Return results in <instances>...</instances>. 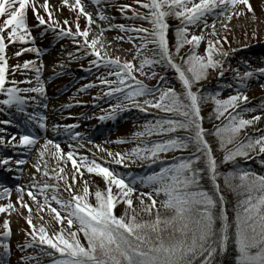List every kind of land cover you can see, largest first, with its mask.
I'll return each mask as SVG.
<instances>
[{"label":"snow or ice","instance_id":"snow-or-ice-1","mask_svg":"<svg viewBox=\"0 0 264 264\" xmlns=\"http://www.w3.org/2000/svg\"><path fill=\"white\" fill-rule=\"evenodd\" d=\"M67 3V0H61ZM93 4L101 5V0H91ZM146 13L132 15L146 21L148 26H133L125 28L119 24L115 27L121 31L135 32L140 43L133 44L136 55L140 57L138 63H134L136 56L120 60L119 57L109 56L107 51H101L103 45L97 47L99 38L93 36L88 38L89 29L81 30L79 23L74 21L75 31L68 27V21H63L65 27H60L55 17L49 11L48 0H44V16L38 14L37 5L34 0H0V94L4 99L0 104L14 106L15 110L24 113L29 123L35 122L40 129L46 127L45 118L40 113L28 114L25 112V104L34 97L21 95L20 93L38 92L43 93L44 85L40 81V66L33 60H24L22 64L11 65V72L15 73L17 68H32L35 72V79L38 82L36 87H17L20 83L15 79L8 80V60L5 55L6 47L13 42L32 41L34 37L31 28L36 25H29L27 12L31 9L35 21L39 25L47 24L52 30L59 28L57 37L69 36L72 43L78 45L74 51L87 56L91 54L94 59L88 61L90 66L97 68L103 65L105 68H115V71H108L105 76L96 78V82L104 86V94L109 97H119L117 103L108 105L110 111L101 115L99 119L114 118L118 110H123L127 105L139 107L142 111L148 108H156L171 115L164 118H157L155 122L148 121L144 124L142 131L133 132L132 137H144L163 134L164 138L158 140H139L130 150L113 153L108 149H102L97 145L98 151H104L111 162L125 165V161L139 159L155 163L161 161L158 170L152 171L144 176H133L128 174L126 180L118 171L111 169L106 164L98 163L96 158L89 160L87 155L74 153L72 146L69 150L62 152L58 143L45 138L43 150H40L41 157L51 145L54 151L50 155L54 160L66 158L71 162L72 172L69 176L63 169L49 172L47 163L41 168L38 159L32 167L41 172L42 175H54L57 180L64 181V190L69 193L67 200L56 196V183H40L41 208L45 205L48 211L53 214L56 225L65 221L68 228L59 227L49 235L44 225H34L31 219L29 204L24 202L21 196H17V202L28 215L24 216L31 231L26 230V235L32 237L26 241L24 248L32 247L35 244L48 245L54 251L41 249L40 255L52 257L59 254L58 258L51 259L48 264H215V257L224 253L229 246L234 245L236 252V264H264V174H257L254 171L245 170L233 163L227 171H221L218 164L232 162L236 156L249 157V153H264V135L255 139L247 137L240 139V130L259 115L245 119L235 113L239 107L238 101H244L247 97L237 91L224 99H219L218 93L211 94L202 92L198 82L205 79L209 69L217 70V76H222L224 60L220 57H227L226 52L220 45V39L209 40L205 43L203 52L197 54V46L204 41V29L211 27L206 23L209 14L223 16L227 13L231 19L232 8L243 5L235 13L240 16L245 11L252 12L253 8L249 0H134ZM104 5H101L103 7ZM131 5H122L120 11L129 9ZM72 8L78 10L85 19L92 23L89 12L84 10L80 0H75ZM218 10V11H214ZM95 15L100 19L107 17L97 8ZM175 18L178 26L175 28V43L169 45V22L168 18ZM214 23V21H213ZM203 25L200 34L190 29V25ZM108 28L113 25L109 24ZM103 31V30H101ZM212 35H216L213 28ZM255 36V32H253ZM82 37L83 40L77 39ZM124 39V37H119ZM131 41L132 37H128ZM227 43V38H222ZM110 43V41H109ZM153 46L152 51L145 55L141 50L147 45ZM188 48L184 50V46ZM25 48H20L14 55L19 56ZM31 51L39 55V49L29 47ZM72 59H76L71 52L66 53ZM247 64V61H245ZM156 65L174 70L176 79L181 85V91L173 87H149L137 78L140 76L155 77ZM146 67L151 70L145 71ZM236 71V70H233ZM254 71L264 73V67ZM253 75V71H245L237 83L243 85V80ZM106 77H115L108 79ZM27 83V79L24 81ZM7 85V86H6ZM134 85V86H133ZM89 81L84 87H91ZM264 86V85H262ZM137 97L143 99L137 100ZM211 99L215 105L213 111L216 119L228 109L223 122L214 126L212 133L218 142V148L223 150L222 159L218 161L213 153L209 141L205 138V129L202 126L201 104ZM147 106V107H146ZM244 111H250L244 108ZM10 123V121H2ZM57 126H53L54 130ZM75 125H64L67 130ZM182 130V135H178ZM73 133V139L79 136ZM37 137L31 134L13 133L8 137V143L20 146H32L36 143ZM117 143H125L124 140H117ZM5 143V137L0 136V145ZM231 144V148L226 145ZM191 148L187 156L172 157L171 163H163L165 157L161 153L170 151L183 152ZM78 156V160L74 159ZM10 156L0 157V166L6 170L11 169ZM15 164L24 163L23 160H15ZM127 167V165H125ZM83 168L84 171H81ZM84 172L97 174L102 177L103 188L95 186L90 192L89 179L84 177ZM77 174L80 175L82 189L74 190ZM35 176V172L32 173ZM211 184V190L202 186L204 179ZM219 178L223 179V185L237 195L238 199L234 205L233 215L230 219L226 208V201L221 192ZM137 182L141 186H147L149 191L141 192L136 196L139 206L133 204L132 193L135 191L132 185ZM18 192H26L30 199L36 201V195L27 186L15 185ZM33 188L36 187L34 183ZM51 188L53 195L47 196L45 190ZM9 188L0 189V196L9 195ZM94 197V203L89 202L88 197ZM147 197V202L145 201ZM159 198V199H158ZM50 201H55L59 209L53 207ZM123 202L124 210L120 215L115 214L114 208ZM11 201L0 205V211H11ZM167 214L162 215L161 211ZM61 211L65 215H61ZM145 213L149 217L143 218L140 214ZM73 224L78 227L73 228ZM0 231V264H8L10 251L9 241L11 229L8 219L2 222ZM83 234L82 243L79 234ZM19 247V245H17ZM21 260L34 261L33 255L22 256Z\"/></svg>","mask_w":264,"mask_h":264},{"label":"rangeland","instance_id":"rangeland-1","mask_svg":"<svg viewBox=\"0 0 264 264\" xmlns=\"http://www.w3.org/2000/svg\"><path fill=\"white\" fill-rule=\"evenodd\" d=\"M34 2L37 5L38 14L44 16L47 20V14L41 6L43 5L44 0H34ZM80 2L83 6L88 3L87 0H80ZM74 3L75 0H67V3H62L61 0H48L49 11L55 17L54 22H58L60 27H65L63 21L67 19V26L73 30V22L76 21L79 23L82 30L85 27L89 29V39L93 36L97 37V33L95 32V23L97 21L92 17L93 22L89 23L82 14H78L77 9L72 8ZM249 3L253 8L252 12L245 11L242 15L237 16L235 13L239 10V8L243 7V5H237L231 9L233 12L231 19H228L227 13L223 16H216L213 14L207 15L206 23L211 25V27L204 29L205 39L197 46V54L202 53L203 43L209 40L214 41L220 39V45L226 52H230L231 49L236 46H240L244 42H249L251 44L252 42H256L262 44L264 42V0H249ZM124 4H129L131 7L129 9H124L123 12H121L120 9ZM101 5H104L102 8H105L106 10H103V14L108 19V24L104 26L107 27L109 24L113 25L112 28H109L104 33L105 44L101 51L104 52L106 50L109 56L119 57L121 61L136 56L134 63H138L140 57L136 55L135 48L133 46L134 43L136 45L140 43L139 39L135 36L136 33L134 35L132 32L121 31L119 28L115 27V25L123 24L126 29L133 26L150 27V25H147L146 21L139 18V15L134 16V20L136 22L135 24H131L130 22L133 21H129L128 19L131 17L133 11L139 14L145 13L147 10L142 8L139 4H136L134 0H102ZM101 5L97 6L101 7ZM84 10L88 12L86 6H84ZM114 13L118 16H115L112 19L111 16H114ZM27 22L29 25H36L31 28V33L34 39L32 41L26 40L24 42H13L12 44L7 45L5 55L7 59L8 57L10 58V65L8 63V80L15 79L16 81H19L20 83L16 84L17 87L38 86V82L35 79V72L32 68L21 69L18 67L16 72L12 73L11 65L22 64L24 60H33L37 66H40L42 62L40 81H42L44 85L43 93L28 92L20 94L35 98L34 100H28L26 102L25 106L28 107V109L25 112L28 114H42L45 118L46 127L44 129H40L34 121L29 123L27 121V116L24 113L17 112L14 106H5L0 104V136L5 137V143L0 145V157L10 156L12 158V160L9 161L11 169L6 170L5 166H0V171L5 172L7 176L10 175L8 180L9 178H15V182L10 185H6L0 179V189L7 187L10 190L9 195L0 196V205L11 201L14 209L6 212L0 211V231L3 230L2 222L4 219H8L11 229L10 236L6 238L10 244V251L7 257L8 264L35 263L33 261L20 259L22 256L32 255L30 253L32 250L29 252L23 247L26 241L31 240V236L26 235V230L31 231V229H29V226L24 219V216L29 214L28 210L24 209L21 204L17 202V196H21L22 200L28 203L32 209V223L34 225H44L48 233H52V231L57 228V225L52 223L53 214L48 211L47 206L45 205L41 208L39 184L56 183L58 187L54 194L65 200L69 197V193L64 190V181L57 180L54 175H42L41 172H37L32 167L38 159L40 160L41 168H43L44 164L47 163V170L49 172L58 170L57 166H59V169H63V171L68 174L70 182L72 172L70 161H67L66 158L54 160L50 155V152L54 151L51 145L44 146L47 148V151H44L43 157L40 156L39 152L40 150H43L41 146L43 145L44 139L47 138L53 140L55 143H58L62 152L68 151L69 146L71 145L74 153L87 155L90 161L91 159L96 158L98 163L106 164V166L111 169L115 171L121 170L120 173L126 174L125 172L128 173L131 169H135V167H138L139 165L143 166L142 163H134L133 161L130 162L129 160H126L125 165H127V167H125V165L112 163L111 157H107V154L104 151H98L96 146L99 145L100 148L108 149L113 153L117 151L125 152L130 150L134 144L128 143L127 141L129 139L135 140L138 138L132 137L131 134L136 131H142L143 126L141 125L144 121H148V118L150 117L148 113L142 111L139 107L127 105V107H124L123 110H118L114 118H107L103 120L99 119L101 115H105L108 111H110L108 105L117 103L119 97H109L105 95L104 86L98 84L96 82V78L105 76L108 71H115L114 68H105L103 65L98 68L90 66L88 61L94 59L91 54L84 56L82 53L75 52L74 49L78 45H74L72 43L71 37L66 35L57 37L56 32L59 31V28L52 30L47 24H45V26L39 25L35 21L30 8L27 12ZM168 22V37L169 45L171 47L174 43V30L178 26V22L175 18L171 17L168 18ZM189 27L196 34H200V28L203 27V25H190ZM213 28L216 33L214 36L212 35ZM253 32H255V36H253ZM119 37H124V39H119ZM128 37H132V40L130 41ZM223 37L227 38V43L224 42L222 39ZM77 39L83 40L82 37H78ZM100 44L101 42H98L97 47H100ZM33 46L39 49V55L31 51H27L29 47ZM20 48H25V51L20 53L19 56L14 55V53ZM187 48L188 46H185L184 50ZM152 49L153 46L149 44L146 49H142L141 51L145 55H148ZM69 52H71L76 59H72L67 56L66 53ZM257 52L262 54L259 55L261 56L260 59L264 57V47L262 50L253 51L256 55L258 54ZM243 56L244 55L239 57L243 59ZM260 59L259 57L258 59H254L257 60L255 62H257L256 65L258 66L253 68L263 67V63ZM236 68L238 69L237 65ZM156 69L157 68H155V70ZM238 71H242L241 68H239ZM156 72L162 77H160L162 82L158 84V87H173L175 90H182L179 81L175 77L174 70L167 67H159ZM216 75L217 74L214 73L213 78L210 77V79L214 81L217 79L215 78ZM233 77H235V75ZM106 78L115 79V77ZM26 79L28 81L27 83L24 82ZM138 79L141 80L139 77ZM145 79V82L149 83L148 77ZM89 81H92L93 86L84 87ZM158 82H160L159 79L154 84H157ZM243 85V87L237 84L235 86L233 85L234 87L232 90H229L230 88L227 87V85H224L226 88L222 90V93L218 98L224 99L229 95L235 94L237 91L243 93L247 99L244 101H238V104L244 105L242 109L237 112L238 115L245 119L256 115H259L260 117L259 119L254 120L251 124L247 125V127L245 126L244 136L245 134L250 136L252 133L255 135L257 134L258 136L264 135V86H262L264 85V73H256V71H253L252 76L243 80ZM4 98L5 97L3 95V98H0V100ZM138 99L143 98L139 97ZM244 108H248L250 111H244ZM30 110L32 112H30ZM201 110L202 116H206L210 113V107L208 104L202 106ZM2 121H10V123H2ZM50 122H52L54 126L60 128L57 129L58 131L61 129L65 130L63 128L64 125H75V127L68 128L67 131L62 133L61 138L55 136L48 138L49 136H47V134L45 137L40 136L41 134H39V132L42 131L43 133H46V129L49 128ZM222 122L223 120L217 119L212 124L218 125ZM93 124L96 126L94 129L91 128ZM103 129H105L104 132L99 134L100 131H103ZM29 130L31 131V134L36 137L39 134L34 145L20 146L18 144L12 145L8 143V137L11 136V134L16 133L18 139V135L20 133L27 134ZM84 130L87 132V135L85 136H83L84 133H82ZM73 133H79L80 135L73 139ZM213 137L210 139L213 140ZM139 139L143 140V138ZM117 140H124L127 143H117ZM219 153L223 152L219 151ZM261 158L264 161V154ZM74 159L78 160V156L74 155ZM15 160H23L24 163L17 165L14 163ZM253 163L254 167L252 169L258 174H264V167H260L259 164L257 165L255 162ZM81 171H84L83 168ZM34 172L35 176L32 175ZM84 177L90 181V192L95 186L103 188L104 183L102 177L99 175L84 172ZM76 181L74 190L82 189V184L80 183L81 177L79 174H77ZM34 183L36 184L35 188L32 187ZM16 184H20L22 187L27 186L30 191H33L34 195H36V201L30 199L26 192H18L15 187ZM132 186L135 189L132 193L133 204L135 205L138 203L136 202V196L139 193L147 192L148 190H145L144 186L142 187L139 182ZM45 194L47 196H51L53 195V190L51 188L46 189ZM88 199L89 202H94V197L89 196ZM50 203L53 207L59 209V205H57L55 201H50ZM235 204L236 203H234V205ZM161 214L164 215L167 213L162 210ZM144 218L148 219L149 217L145 214ZM65 227L68 228L66 225ZM17 245H19V247H17ZM36 247L48 251L50 250L48 245H39L37 243L34 248ZM0 252H2V250H0ZM55 255L57 254H54L53 256ZM46 259L47 257L45 260Z\"/></svg>","mask_w":264,"mask_h":264},{"label":"trees","instance_id":"trees-1","mask_svg":"<svg viewBox=\"0 0 264 264\" xmlns=\"http://www.w3.org/2000/svg\"><path fill=\"white\" fill-rule=\"evenodd\" d=\"M246 43L247 42L242 43L239 47L245 45ZM227 57H220L221 59L224 60V64L228 61V58ZM217 70H211V69H209L207 77L205 79H202L201 81L198 82V85L197 86H202L201 87V91L202 92H207V93H211V94H217V92H218V86H215L216 85L215 82L212 79H210V77L213 78V75H214V73L217 72ZM152 78L153 79H156V78H158V76H155V77H152ZM205 104H210V113H208V115H206V116L203 117L202 126L206 130L205 131V138L209 141L211 147L213 148L214 155L216 157L219 156V157H217V159L219 161L220 159H222V156H223V153H219V151H222L223 152V150H221V149L218 148L217 139H216V137H213L214 135L212 133L213 127L214 126H219V125H216V124H212L215 120H217L215 118L216 117V113L213 111L215 105L213 104V102H212L211 99H209L206 102L202 103L201 106H204ZM232 111H233L232 109H228L224 113V115H221L220 116V119L222 120L224 118V116L227 115L228 112H232ZM148 112H150V113H152V114H154L156 116V118L154 120H152V122H155V120L157 118H164V117H168V116L171 115L170 113L162 112V111H160L159 109H156V108H148ZM246 127H247V125H246ZM244 131H245V127L240 130V139H244L245 138ZM177 134L178 135H182L183 134L182 133V130H178ZM165 135H171V134H163V135H155L154 134L153 136H147V134H146L145 136H147L148 140H158V139L164 138ZM212 137H213V140L210 139ZM247 137L253 138V137L248 136V135H247ZM253 139H255V138H253ZM226 147L231 148L232 145L229 144V145H226ZM191 151H192V149L189 148V149H187V150H185L183 152H180V151H170L168 153H165V155L169 156L170 154H173L174 157L175 156H178V155L179 156H187ZM258 152L259 151H257V153ZM257 153H255V154L249 153V157H251L253 155H256ZM219 154H221V155H219ZM249 157L236 156L235 157V160L232 161V162L218 164V168L221 171H227L228 168L232 167V164L233 163H236V164H238L239 167H241V168H243L245 170H250V167L249 166H251V164H246L244 162V160H246ZM167 159L165 161H163V163H171L172 162V158H170V159L167 158ZM142 162L145 163V164H149L150 163L148 161H142ZM261 164H263V163H261ZM153 166H154L153 171L158 170V168L160 166H162L161 165V161H156L155 163H153ZM219 183L221 184V192L223 193V195L225 197L227 212H228L229 217L231 219V217L233 215L234 203H236L238 197L234 193L233 190H231V189H229V188H227V187H225L223 185V179L222 178H219ZM202 186L204 188L208 189V190H211V187H212L211 184L207 181L206 178L202 181ZM148 191H149V189H148ZM144 199L147 202V198H144ZM93 201H94V199H93ZM94 202H92V203H94ZM136 202H138V203H136L135 205L139 206V201L136 200ZM124 207L125 206L123 205V202L117 204L115 206V208H114L115 214L120 215L123 212ZM140 215L143 218L145 217V213H141ZM59 227H61V226H59ZM75 227H78V226L75 225ZM65 229H67V228L65 227ZM79 236H80V239H81L82 243H85L86 244V241L83 240V234L80 233ZM235 255H236V252H235V249H234V245L229 246V248L224 253L218 254L215 257V264H236L235 259H234L235 258ZM46 264H48V262Z\"/></svg>","mask_w":264,"mask_h":264},{"label":"bare ground","instance_id":"bare-ground-1","mask_svg":"<svg viewBox=\"0 0 264 264\" xmlns=\"http://www.w3.org/2000/svg\"><path fill=\"white\" fill-rule=\"evenodd\" d=\"M102 1V0H101ZM87 4L84 5L86 6V9L88 10L89 14L91 15V17H93L97 22L95 23V27H96V33H97V37L99 38L98 42H101V44L104 46L105 44V38H104V33L105 31H107L109 28L108 27H105L104 25L108 24L107 21L108 19H105V20H101L100 18H98L96 15H95V12L98 8L97 4H93L91 2V0H87ZM102 7H100V10H101ZM103 12V10H101ZM114 16H111V18L113 19L115 16H118L116 15L115 13L113 14ZM93 20V19H92ZM103 30V31H101ZM100 44V45H101ZM70 66V65H69ZM201 109H202V106H201ZM94 124L91 126V128H94ZM58 132V130H54L52 131L53 134H56Z\"/></svg>","mask_w":264,"mask_h":264}]
</instances>
